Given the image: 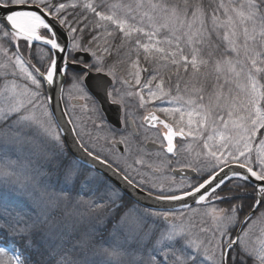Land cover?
<instances>
[{
	"label": "snow or ice",
	"instance_id": "6c2138e0",
	"mask_svg": "<svg viewBox=\"0 0 264 264\" xmlns=\"http://www.w3.org/2000/svg\"><path fill=\"white\" fill-rule=\"evenodd\" d=\"M133 98L178 115L150 175ZM0 199V264H264V0H0Z\"/></svg>",
	"mask_w": 264,
	"mask_h": 264
},
{
	"label": "flooded vegetation",
	"instance_id": "af4514ba",
	"mask_svg": "<svg viewBox=\"0 0 264 264\" xmlns=\"http://www.w3.org/2000/svg\"><path fill=\"white\" fill-rule=\"evenodd\" d=\"M42 46V45H41ZM67 100V96H65V101ZM130 103L132 104L135 116L134 118L136 119V127L138 129V133L135 137L137 144L139 145V148L142 151H137V145H133L132 147V153L133 156L129 158V156H127V161L128 163H132V160L134 157L143 155L144 161H145V165L143 167L137 165L136 167L139 169V171H141L142 173L146 174V175H150L151 171L148 168L149 164H153L154 162H158L159 159H171L172 158V154H161L160 157H157V153L160 152V143H161V137L162 134L166 131V129L164 128L162 123H157L156 121H144L142 118L150 113H155V115L159 118L160 121H167L169 123H171L170 120H168V118L164 115H162L160 113L159 110L154 109L152 104L149 103L147 104L145 107L143 108H138L136 107V100H134V98L130 101ZM65 104V108L67 110V112L70 114L68 115L69 119H73V118H78L80 116H82L81 110H80V106L79 103L76 104L75 109H73V102L72 101H67V105ZM117 107H114V109L112 110L113 112V116H114V111H117ZM118 113V112H117ZM158 114V115H157ZM106 120L107 122L114 126L117 129H123L124 125L122 123L123 119H124V112L123 109L121 108V114H120V123H118L119 121H117V124L112 123L108 116L106 115ZM151 125H155V127L151 126ZM127 131H131V128L127 129ZM84 135H83V139L86 143H92L95 139V137L97 136H101L103 137L106 133L105 131H97L94 130L92 128L91 122L89 121L87 123V126L84 128ZM91 134V136L93 137V141L89 140V135ZM126 134V131L123 132H117L116 136L117 138H119L120 135H124ZM174 142L177 144V146H181L183 145L184 147H187V145L190 143V140L187 139H183L181 137H176L174 138ZM95 147L100 150L103 149L104 152L106 154H110L112 155V157L114 159H117L120 161L121 164L124 163V160L121 159L120 156V151L119 149L115 146V145H111L110 142L106 143L104 139H100L98 143L95 144ZM184 157L181 156V160H183ZM173 167H177L176 165H173ZM175 175V179L177 181H180L183 178V175L181 174H174L173 172H167L165 174H163V176L161 178H165V177H171ZM194 209H196V205L192 206ZM221 207H224V205H221Z\"/></svg>",
	"mask_w": 264,
	"mask_h": 264
},
{
	"label": "trees",
	"instance_id": "16d2710c",
	"mask_svg": "<svg viewBox=\"0 0 264 264\" xmlns=\"http://www.w3.org/2000/svg\"><path fill=\"white\" fill-rule=\"evenodd\" d=\"M40 47H43V46H40ZM37 54L40 55V52L38 51ZM144 76L146 77L147 74H144ZM160 113H161L162 115L166 116L167 118H171V119H173V120L176 118V117H169V116H167L166 114H164V113H162V112H160ZM53 179H54V178H53ZM19 199H20V198H17V201H18ZM38 206H39V208H36V209H37V212L42 211L43 208H44V206H41V205H39V204H38ZM0 208H8V209H10V210H12V209L19 210V209H17V203H16L15 201L11 200V199H9V200H7V201L0 199ZM24 210H25V211H30L26 206L24 207ZM48 211L50 212L51 210L48 209ZM41 219H43V217H41ZM49 219H50V220H52V219H60V217H59L58 214H57L55 217H53V216L50 215V216H49ZM12 222L14 223V221H12ZM102 226H103V225H101V227H102ZM108 226L111 227V225H108ZM64 227H65L68 231H72V224H71V222H66L65 225H64ZM37 239L39 240V237H37ZM41 250H43V249H41ZM34 258H37V256L34 255Z\"/></svg>",
	"mask_w": 264,
	"mask_h": 264
},
{
	"label": "water",
	"instance_id": "95a60500",
	"mask_svg": "<svg viewBox=\"0 0 264 264\" xmlns=\"http://www.w3.org/2000/svg\"><path fill=\"white\" fill-rule=\"evenodd\" d=\"M59 98V97H58ZM116 107V106H115ZM60 108L61 109H64L65 107H64V104H63V100H60ZM121 108H118L117 109V111L115 110L114 111V116H113V112H112V110H113V108H112V106L111 105H105V113H106V115L108 116V118H109V120L112 122V123H114V124H117V121H119L118 123H120V112H121V110H120ZM118 112V113H117ZM59 114V113H58ZM65 119L67 120V119H69V117L68 116H65ZM69 127H71V126H69ZM73 135H75V133H73ZM181 175H183V173H180ZM189 203L191 204V201L189 200ZM176 207H179V205H176Z\"/></svg>",
	"mask_w": 264,
	"mask_h": 264
},
{
	"label": "rangeland",
	"instance_id": "374dc122",
	"mask_svg": "<svg viewBox=\"0 0 264 264\" xmlns=\"http://www.w3.org/2000/svg\"><path fill=\"white\" fill-rule=\"evenodd\" d=\"M151 104H152L153 108L157 109V110H159L162 107H169L170 106L168 103L160 102V101L152 102ZM177 117H178V115H177ZM77 127L79 128V124L78 123H77ZM132 156H133V154H131L129 156V158L132 157ZM82 167H84V166L82 165ZM86 171H90V169H86ZM41 195H42V193L38 189L37 196H36V204L34 205L36 208H39L38 204L41 205V206H44V203L46 202V198H45V200H42L41 199Z\"/></svg>",
	"mask_w": 264,
	"mask_h": 264
},
{
	"label": "bare ground",
	"instance_id": "6f19581e",
	"mask_svg": "<svg viewBox=\"0 0 264 264\" xmlns=\"http://www.w3.org/2000/svg\"><path fill=\"white\" fill-rule=\"evenodd\" d=\"M134 100H136L135 98H134ZM65 103V99L63 100V104ZM64 106H65V104H64ZM114 107L115 106H112V108L114 109ZM121 110V109H120ZM121 113V112H120ZM158 115V114H157ZM177 117V116H176ZM178 118V117H177ZM168 120H170L171 122H173V119H171V118H168ZM193 206V205H192ZM178 208V207H177ZM197 211H202V209H197Z\"/></svg>",
	"mask_w": 264,
	"mask_h": 264
}]
</instances>
